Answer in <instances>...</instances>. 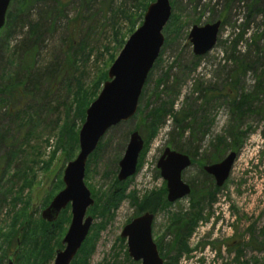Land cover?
<instances>
[{
  "label": "rangeland",
  "instance_id": "obj_1",
  "mask_svg": "<svg viewBox=\"0 0 264 264\" xmlns=\"http://www.w3.org/2000/svg\"><path fill=\"white\" fill-rule=\"evenodd\" d=\"M143 2L147 8L154 0H36L25 8L24 0L10 1L7 13L17 14L16 19L0 30V264L15 250L13 264H53L55 252L64 248L70 206L62 211L67 218L54 231L52 251L37 258L35 241L49 227L40 214L63 188V170L79 152L85 110L141 25ZM169 3L168 31L167 23L135 115L110 128L100 139L101 150L86 161L83 182L93 200L86 210L92 218L88 264H140L128 257L120 233L143 213L137 209L145 197L166 192L156 168L165 148L191 158L181 180L193 197L155 214L153 242L169 245V225L175 218L190 219L198 203L200 219L186 239V253L171 252L168 258H176V264H264V0ZM218 20L215 46L196 60L187 39L191 27ZM232 52L250 64L244 75L237 77ZM247 96L258 113L237 110ZM163 104L171 112L150 138L143 117ZM182 112L190 116L183 131L171 120ZM133 131L144 142L136 172L118 182V163ZM231 152L236 157L228 180L216 189L202 166ZM117 190L123 198L107 214L102 205Z\"/></svg>",
  "mask_w": 264,
  "mask_h": 264
},
{
  "label": "water",
  "instance_id": "obj_2",
  "mask_svg": "<svg viewBox=\"0 0 264 264\" xmlns=\"http://www.w3.org/2000/svg\"><path fill=\"white\" fill-rule=\"evenodd\" d=\"M10 1L0 0V30L5 25ZM170 16L169 0H154L148 5L141 25L123 45L108 69L107 81L85 110V119L78 132L79 152L63 170V188L40 214L44 222L51 224L70 206V224L61 241L64 248L55 252L53 264H70L88 235L92 218L86 216V210L93 205V200L83 182L86 161L110 128L135 115L148 73L164 43L162 31ZM220 25L218 20L202 27H191L187 39L195 57L204 56L213 49ZM143 144L136 131L129 134L124 154L118 163V182H124L135 174ZM235 157V153L231 152L220 162L203 167V171L214 178L217 188L227 180ZM191 164L188 156L169 148H165L158 158L156 168L165 182L166 201L169 204L190 194V187L181 180V173ZM152 221L153 214L145 212L122 228L120 238L125 239L128 257L133 262L164 264L151 236ZM16 251L8 257L6 264H13Z\"/></svg>",
  "mask_w": 264,
  "mask_h": 264
},
{
  "label": "trees",
  "instance_id": "obj_3",
  "mask_svg": "<svg viewBox=\"0 0 264 264\" xmlns=\"http://www.w3.org/2000/svg\"><path fill=\"white\" fill-rule=\"evenodd\" d=\"M34 1H36V0H24L23 8H25L28 4H31ZM256 1L257 0H255V2ZM146 4H147L146 2H143V4L141 3L142 11H144V9L146 8ZM255 4L256 3H254L252 5V8L255 7ZM250 9H251V7H250ZM16 15L11 14V13L10 14L7 13V16H6L7 21L4 25V27H6V30H8L10 28L11 22L13 21V19H16ZM22 16H23V14L21 13V17ZM172 20H173V18L171 19V21ZM167 23L168 24L166 25V27L164 29V33L168 31L169 22H167ZM4 27L2 29H4ZM131 32L132 31L130 30L129 33H131ZM30 33L33 34V32H30ZM242 35H241V37H242ZM31 38L36 40L37 34L34 33L31 36ZM28 41H30V40H28ZM30 43L33 44L32 47H34V43L32 42V40ZM29 48L31 49V47H29ZM33 50H34V48H33ZM33 50L30 52H33ZM232 53L233 54H232L231 59H232V62L234 64L233 68L235 70L239 71V72H236L237 77L239 75L237 73H240V72H242L241 74L244 75L246 73V71L249 69V68H247V65H250V64H248L245 60L243 61L239 57H237L235 55V52H232ZM195 59L199 60V57H195ZM234 85H236V81H233L232 84H230L231 87ZM252 99H253L252 96L244 97L242 99V103L238 104L237 110L240 113H242V112L243 113L246 112L247 114H249V113L255 114L256 112L258 113V111H256V110L252 111V106H251L253 104ZM169 112H171V111H170V109H168L166 104H163L159 107H155L153 109L150 108L148 110L147 114L143 117L144 123H146L147 129H148V134H147L148 137L151 138L152 136L155 135V131L157 130L158 126L164 122L165 116L168 115ZM177 115H178L177 113H174L173 116H171V120L178 127V129L183 131L185 128L188 127V123H184V122L190 116L188 113H183V112H182L180 117ZM262 118L264 119L263 116H262ZM82 119H81V121H82ZM73 146L76 147V138H75V142H74ZM100 150H101V143L99 141L95 151L90 155V158L91 157L93 158L94 156H96V153L99 152ZM88 165H89V162L87 163L85 172H87ZM164 192H165V190L161 191L160 193L151 194V195L145 197L144 200L141 202L142 204L140 206L138 205V209H137L138 212L139 213L140 212H150V213L155 215L159 211L166 210V208L169 207L170 204L166 201V199L164 197V194H166V192L165 193ZM214 192H215V190H214ZM192 193L193 192L191 189V192H190L191 198L193 197ZM116 194H115V196H113V198L111 200H107L108 202L105 203L104 205H102V208H106V206L108 207L107 208V214L110 213V209H112V210L115 209L118 202L123 198L120 195V194H123V192H119V190H117ZM206 197H208V194H206ZM209 197H212V196H209ZM109 204H111V206ZM193 207L197 209V213L191 215V217H190L191 220L188 218H183V217L177 218V219L175 218L173 220V222L169 225V230L171 227L173 230L172 242L167 246H164V245L162 246L161 244H157V248H158V252H159L160 256L166 260L165 264H176L177 263L176 258H174V257L168 258V254H170L171 252L177 256L178 254L185 252L187 250L186 249V239L188 238L189 234L194 229L195 223L200 219L199 211H198V207H199L198 203H197V205H194ZM63 216H64V214L61 212V215H59L58 219L54 223L47 224L45 222L46 226L48 225L49 227L44 228V229L42 228L43 230H40L42 232L41 239L40 240L38 239L37 241H35L36 242L35 247L37 248V251H36L37 258L41 257L44 254H47V253L49 254L52 251V249L55 245L54 243L56 241L55 237L53 236L54 231L56 233L57 232L56 230H58L60 228V225L62 223H64L65 219L67 218L66 216L65 217H63ZM21 233L22 232L18 233L19 239L21 237ZM36 237H40V236H36ZM92 249H93V246L90 245L89 238L88 239L86 238L85 241L82 243L80 249L78 250L76 257L73 259V261L70 264H88V258L90 257V255L92 253ZM236 254H237V258H238L239 252H236ZM47 259H50L49 255H47Z\"/></svg>",
  "mask_w": 264,
  "mask_h": 264
},
{
  "label": "flooded vegetation",
  "instance_id": "obj_4",
  "mask_svg": "<svg viewBox=\"0 0 264 264\" xmlns=\"http://www.w3.org/2000/svg\"><path fill=\"white\" fill-rule=\"evenodd\" d=\"M190 160H191V158H190ZM222 160V159H221ZM221 160H214V161H212L210 164H215V163H218V162H220ZM192 161V160H191ZM203 167L204 166H202V170H203ZM205 173V172H204ZM182 174V173H181ZM206 174V173H205ZM208 177H210V179L212 180V182H213V184H214V186H215V181H214V178L211 176V175H208V174H206ZM229 177V176H228ZM227 180H228V178H227ZM226 180V181H227ZM226 181L224 182V184L226 183ZM223 184V185H224ZM223 185L221 186V187H219V188H222L223 187ZM166 187V186H165ZM215 188H217L216 186H215ZM218 188V189H219ZM190 192H191V190H190ZM143 213H145V212H143ZM143 213H141V214H143ZM150 213V212H149ZM141 214H139L138 216H140ZM152 214V213H151ZM137 216V217H138ZM154 214H153V219H154ZM152 223H153V221H152ZM151 230H152V225H151ZM156 248H157V245H156ZM157 251H158V248H157ZM239 252V251H238ZM158 254H159V252H158ZM159 257L163 260V262H164V264H165V262H166V260L165 259H163L161 256H160V254H159ZM8 260V259H7ZM72 262V261H71Z\"/></svg>",
  "mask_w": 264,
  "mask_h": 264
}]
</instances>
